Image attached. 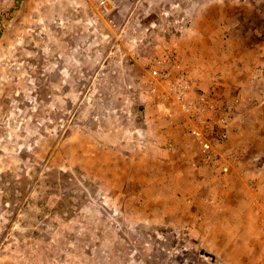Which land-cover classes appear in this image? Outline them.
<instances>
[{"label":"rangeland","instance_id":"rangeland-1","mask_svg":"<svg viewBox=\"0 0 264 264\" xmlns=\"http://www.w3.org/2000/svg\"><path fill=\"white\" fill-rule=\"evenodd\" d=\"M196 28L250 73L236 115L264 186V0H0V264H263V240L215 236V203L188 223L128 183L137 93Z\"/></svg>","mask_w":264,"mask_h":264},{"label":"crops","instance_id":"crops-1","mask_svg":"<svg viewBox=\"0 0 264 264\" xmlns=\"http://www.w3.org/2000/svg\"><path fill=\"white\" fill-rule=\"evenodd\" d=\"M200 30L196 34H189V30L185 29L187 37H172L169 41L173 48L171 52L178 57L180 69L185 70L191 78L194 93L204 92L216 101L231 100L236 103L229 137L219 149L221 152L237 151L241 163L229 166L223 161H203L200 149L188 132L189 122L171 117L168 105L160 99L162 90L150 87L149 91L141 90L137 94L141 93L143 100L140 103L146 105V111H151L152 116L127 130L128 137L141 152H137L135 157L140 160L135 165L138 168L135 170L136 178L130 176L128 183L146 186L145 191L150 189L156 192L159 202L155 207L160 208L164 214L172 212V215H180L188 223L193 220L187 205L191 207L194 203L200 206L204 203L202 210L206 209V214L201 218L207 220L210 210L208 202L215 203V211L210 214L215 216V227L218 230L215 232L216 237L244 238L248 242L264 241V186H253L252 176L259 177L255 176L259 173L248 167L250 161L256 159L251 149L254 134L253 131L249 132L246 138L242 125H239L241 119L236 115V110L244 100V89L248 85L250 73L240 68L242 62L238 54L230 58L215 50L213 38L209 35L207 37ZM152 54L155 63L160 55L158 49ZM155 65L158 66V61ZM170 144L173 147L170 148ZM167 199L172 202L170 206L165 204ZM177 201H183V204ZM230 225L231 232L225 233ZM239 231L244 234L240 235ZM261 259L264 264V256Z\"/></svg>","mask_w":264,"mask_h":264},{"label":"built area","instance_id":"built-area-1","mask_svg":"<svg viewBox=\"0 0 264 264\" xmlns=\"http://www.w3.org/2000/svg\"><path fill=\"white\" fill-rule=\"evenodd\" d=\"M149 76L151 87L162 90L160 99L168 105L170 116L189 122L188 132L200 149L203 161L240 165L241 157L237 151L221 152L219 149L227 141L234 123L235 102L216 101L204 92L194 93L191 78L180 69L175 55L166 54L160 58ZM169 147L173 146L170 144Z\"/></svg>","mask_w":264,"mask_h":264}]
</instances>
